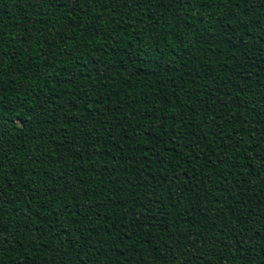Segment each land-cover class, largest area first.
<instances>
[{
    "label": "trees",
    "instance_id": "trees-1",
    "mask_svg": "<svg viewBox=\"0 0 264 264\" xmlns=\"http://www.w3.org/2000/svg\"><path fill=\"white\" fill-rule=\"evenodd\" d=\"M0 264H264V2L0 0Z\"/></svg>",
    "mask_w": 264,
    "mask_h": 264
},
{
    "label": "snow or ice",
    "instance_id": "snow-or-ice-1",
    "mask_svg": "<svg viewBox=\"0 0 264 264\" xmlns=\"http://www.w3.org/2000/svg\"><path fill=\"white\" fill-rule=\"evenodd\" d=\"M262 2H264V0H262Z\"/></svg>",
    "mask_w": 264,
    "mask_h": 264
}]
</instances>
